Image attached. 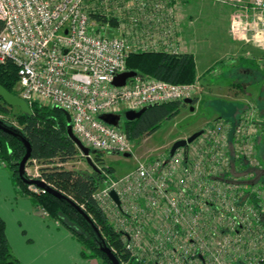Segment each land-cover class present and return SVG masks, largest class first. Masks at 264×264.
<instances>
[{
  "label": "built area",
  "instance_id": "obj_1",
  "mask_svg": "<svg viewBox=\"0 0 264 264\" xmlns=\"http://www.w3.org/2000/svg\"><path fill=\"white\" fill-rule=\"evenodd\" d=\"M184 1L0 0V67L16 66L19 96L29 106L68 112L85 147L130 154L131 140L102 115L195 98L196 85L154 77L113 84L128 71L134 53L180 54L176 24ZM223 1L264 15V0ZM263 129L264 115L250 104L235 125L223 120L209 125L191 158L189 147L187 159L183 150L165 162L139 163L94 194L125 233L126 251L139 253L150 239V254L162 259L156 264H264V178L250 180ZM232 160L249 165L243 177L232 175ZM226 173L229 179L217 180ZM147 223L156 235L149 236Z\"/></svg>",
  "mask_w": 264,
  "mask_h": 264
},
{
  "label": "rangeland",
  "instance_id": "obj_2",
  "mask_svg": "<svg viewBox=\"0 0 264 264\" xmlns=\"http://www.w3.org/2000/svg\"><path fill=\"white\" fill-rule=\"evenodd\" d=\"M187 3V6H183ZM192 10V11H202V12H209L212 15L220 13L221 11L224 13H232L229 17L223 18V23L221 27L230 26V34L229 36L232 39H235L239 49L249 51L252 56L250 58L256 62H259L261 66L256 70L254 68L255 75L251 76L250 78L243 79V81L252 80L254 77V83L252 88H249V91L252 93L251 97H248L244 91L241 90L239 87L237 92L229 90L231 84H235L236 82L232 79L229 75V61L232 59V55L229 53V47L220 50L219 52L215 53V51L207 50L205 51L204 48L208 46L209 39L207 37L215 38L213 36V27L209 28L217 18H210L207 21V29L205 28H197L200 29V48L197 50L202 55L206 53L210 54L214 52V54L218 55H209L208 58H202L197 55H193L187 53L186 44L183 40V33L180 26L179 21L176 24V33L181 37L182 49L180 50L179 55L173 56H180V55H190L193 58L196 70V77L193 83L197 86V92L195 95L196 101L193 99V103L191 105H184L182 104L179 108V113L173 117L172 119L164 120L159 129L152 133L150 136H143L139 139L131 140L132 142V152L130 153L129 157H126L124 154H116V153H100V159L97 160V154H91V159L95 166L100 171L102 183L100 187L97 189L95 194H99L103 191V189L109 187L111 183L113 184L118 179H121L125 175L134 171L139 163L144 162H153L157 159H160L162 162L168 161L170 159V151L174 143L179 140L188 139L193 134L204 131L208 129L209 125L213 124L218 120H223L232 125H235L238 122V118L242 115L243 110L246 106L252 104L257 106L260 110V113L263 114V106H264V92L263 91H256L255 88L258 89L257 81L259 79L258 76L261 77L264 75V15L254 12L250 9V7H245V5H234L228 2H224L223 0H186L179 5L180 10ZM234 14V15H233ZM263 16V17H262ZM113 19L110 15L108 16ZM115 17V16H114ZM109 18V19H110ZM115 23L113 25H117L116 20L114 19ZM197 30V31H198ZM194 30L193 35L197 33ZM210 31V32H209ZM209 33V34H208ZM215 33V31H214ZM205 34V35H204ZM224 35V34H222ZM206 39V40H205ZM237 47V48H238ZM236 48V47H235ZM239 49L236 52H239ZM138 53H149V52H138ZM134 53V54H138ZM159 53H165L164 51H159ZM170 55V54H168ZM206 56V55H205ZM198 57V59L196 58ZM217 58V59H216ZM216 61V62H215ZM221 64V66H219ZM141 77H153L148 74L138 73ZM236 77V76H235ZM240 78V77H239ZM241 85V84H238ZM220 87V89H219ZM17 91V96L20 95V88L18 83L15 86ZM261 107V108H260ZM234 111L236 114L234 115ZM20 113L19 108H11L4 112L0 111V119L7 122V124L11 126H15L18 129H22V125L19 123L17 115ZM264 115V114H263ZM122 124L126 122L124 114L122 113ZM124 126H120V129H124ZM197 129V130H196ZM196 130V131H195ZM264 133V129H263ZM186 136L183 139L176 140V138L180 136ZM200 138H198L194 143H192L190 147V158L192 154L198 147L201 146ZM178 151H183L180 149ZM256 151L258 155V163L255 166V169H250L252 172V176L250 180L251 183H259L260 179L264 178V134L260 136L259 145L256 146ZM1 161V160H0ZM230 169L232 175L244 176L245 170L248 167L244 165L243 162L231 161ZM5 167H7V162H3ZM44 167L41 163L37 161H29L26 167V173L30 178H39L41 179V169ZM66 170H71L75 172H88V173H96L93 169L87 164L84 156L80 155L76 157L74 160H71L63 165ZM110 168L113 172H109ZM9 170V169H8ZM254 170V171H252ZM227 174V173H226ZM219 176L218 174L215 176ZM230 174L222 175L221 177H217L218 179L223 178H230ZM42 180V179H41ZM15 183V182H14ZM16 189L19 192L20 189L16 185ZM29 189L35 193L41 192L34 187L29 186ZM29 200V199H28ZM98 206L102 210L103 214L106 216L108 223L115 229L116 232L122 234V242L125 246L127 239L125 238V233L120 227L117 219L113 217L111 212L104 208L101 199L96 197L95 198ZM30 201V200H29ZM32 204V202L30 201ZM109 204V202H107ZM33 205V204H32ZM40 209V208H39ZM41 210V209H40ZM45 213V212H44ZM46 218L50 219L49 216H45ZM51 220V219H50ZM56 222V221H55ZM58 223V222H57ZM59 224V223H58ZM60 225V224H59ZM61 226V225H60ZM62 227V226H61ZM64 228V227H63ZM155 226L153 224L148 225L146 224V231L149 232V236H154L157 234L154 230ZM148 243H152V240L145 241V245L142 246L141 250L137 252H127L130 257L138 262L139 264H156L154 262L160 261L158 257L153 258L152 254H150L149 250L150 246ZM126 249V247H125ZM98 260V259H96ZM99 261V260H98ZM101 264V262L99 261ZM122 264H131L130 261H124Z\"/></svg>",
  "mask_w": 264,
  "mask_h": 264
},
{
  "label": "trees",
  "instance_id": "obj_3",
  "mask_svg": "<svg viewBox=\"0 0 264 264\" xmlns=\"http://www.w3.org/2000/svg\"><path fill=\"white\" fill-rule=\"evenodd\" d=\"M1 29L2 24L0 23ZM127 69L151 75L171 84H191L196 77L193 58L187 54L180 56L159 52L132 54L127 61ZM17 83L18 70L15 65L7 63L0 67L1 86L17 95L15 89ZM182 104L181 102H168L153 105L139 119L126 122L122 131L129 140L139 139L145 135L150 136L159 129L164 120L175 117ZM9 107L0 97V111H7ZM30 109V114L19 113L17 118L22 125L20 129L22 134L32 146L30 161H37L44 166L41 169V179L84 209L98 228L105 243L121 263L130 261L131 264H139L126 252L122 234L116 232L108 223L93 197L102 183L100 173L75 172L63 167L64 164L81 155L77 146L67 136L65 113L59 108L37 103L30 105ZM25 153L26 148L20 140L0 131V160L7 162V168L12 172L13 180L20 189L18 195L29 199L34 207L45 211L51 220L58 222L74 235L83 247V257L98 259L101 264H112L99 250L87 223L72 207L48 192L31 191L29 185L21 180L18 165ZM99 154L96 156L97 160L100 159ZM110 171L113 172L111 168ZM0 264H21L12 252L6 233V223L1 218Z\"/></svg>",
  "mask_w": 264,
  "mask_h": 264
},
{
  "label": "crops",
  "instance_id": "obj_4",
  "mask_svg": "<svg viewBox=\"0 0 264 264\" xmlns=\"http://www.w3.org/2000/svg\"><path fill=\"white\" fill-rule=\"evenodd\" d=\"M183 6H187V3ZM230 15L232 13H223L222 11L217 15H212V13L198 10H178L177 19L180 23L178 28H181L183 33L182 38L185 41L187 53L200 57L201 54L197 50L200 48L199 40H202L199 32L202 31L197 28L206 27L207 29V21L211 17L217 18L211 26L209 25V28L213 27L215 31V33L213 31L215 38H206L209 39L207 42L210 41L211 44L206 46L204 50L217 53L227 46L229 47L230 44L229 53L232 55V59L229 61L228 76L236 83L231 84L229 90L237 92L236 89L240 87L248 97H251L252 93L249 88H252L253 84H250L252 83L250 80L243 81V79L254 76L255 70L251 67L255 66L258 70V65L261 66V64L249 57L252 55L249 51H245L248 47L245 50L239 49L235 39L229 36L230 26L221 27L223 18ZM194 30H198L195 35H193ZM238 49L239 52H236ZM211 54L213 55L214 52L206 53V56L202 53L201 57L208 58ZM196 58L198 59V57ZM248 65L252 66L247 67ZM257 78L259 85H257L258 89L255 88V90L264 92V75ZM243 84L246 85V88H243ZM235 112L237 111H234V115ZM186 136L188 135L180 136L175 141ZM0 218L6 223L9 244L14 256L21 264H100L96 259L83 257V247L74 235L57 222L46 218L42 211L34 207L27 198L18 195L12 172L5 167L2 161H0Z\"/></svg>",
  "mask_w": 264,
  "mask_h": 264
},
{
  "label": "water",
  "instance_id": "obj_5",
  "mask_svg": "<svg viewBox=\"0 0 264 264\" xmlns=\"http://www.w3.org/2000/svg\"><path fill=\"white\" fill-rule=\"evenodd\" d=\"M137 72L133 71H127L125 73H122L118 75L115 79L113 84L117 87L124 86L127 82V80L134 78L137 76ZM0 97L2 100L10 107L14 108H19L21 114H30L31 109L28 103L22 99L20 96L14 95L8 90H6L3 86L0 85ZM193 103V99H186L183 104L186 105H191ZM157 105V104H156ZM153 106V105H152ZM151 106L145 107L142 110L135 112V111H127L124 113L125 120L127 122H133L137 119H139L144 112ZM65 113L66 119H67V136L74 142V144L77 146V148L80 150L82 155L84 156L85 160L87 161V164L95 171L96 173H100L98 168L95 166L91 159V154H98L96 151H91L89 148L85 147L81 141L74 135L73 130H72V125H71V116L68 112L62 110ZM122 115L121 114H106L102 115L101 119L105 121L106 123L115 126V127H120V122L122 120ZM0 131L9 134L18 140H20L25 148H26V153L22 160L19 162L18 165V174L19 177L23 182H25L29 186H35L39 189H41L43 192H48L58 199L64 201L67 203L70 207H72L81 217L82 219L87 223L89 226L92 235L94 236L95 241L98 244V248L101 252H103L109 261L112 264H122L119 259L116 257V255L113 253V251L108 247V245L105 243L104 239L102 238L98 228L95 226L94 222L92 221L91 217L84 211V209L79 206L76 202H74L71 198L67 197L60 191L52 188L50 185H48L45 181L41 179H36V178H30L27 173H26V167L27 164L29 163L31 159V154H32V146L28 139L22 134L21 130L18 129L15 126H11L4 122L2 119H0ZM203 134V131L197 132L193 134L191 137L188 139H183L179 140L171 148L170 151V156H174L175 153L183 149L184 150V155L185 158H188V153H189V146L194 143L201 135ZM126 157H129L130 154H126ZM112 199L119 205L120 200L117 196V194L112 191L110 193Z\"/></svg>",
  "mask_w": 264,
  "mask_h": 264
},
{
  "label": "flooded vegetation",
  "instance_id": "obj_6",
  "mask_svg": "<svg viewBox=\"0 0 264 264\" xmlns=\"http://www.w3.org/2000/svg\"><path fill=\"white\" fill-rule=\"evenodd\" d=\"M254 81H255L254 79H253V80H251V82H252V83H250V84H253V83H254ZM242 86H243V88H244V87L246 88V85H244V84H243ZM263 104H264V103H263ZM184 105H186V104H184ZM263 107H264V106H263ZM260 108H261V107H260ZM121 122H122V120H121ZM121 122H120V126H124V125H125V123H126L127 121H126L125 123H123V125H121V124H122Z\"/></svg>",
  "mask_w": 264,
  "mask_h": 264
}]
</instances>
